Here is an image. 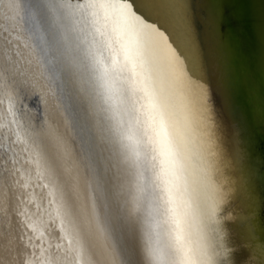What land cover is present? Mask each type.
<instances>
[{
  "label": "bare ground",
  "instance_id": "bare-ground-1",
  "mask_svg": "<svg viewBox=\"0 0 264 264\" xmlns=\"http://www.w3.org/2000/svg\"><path fill=\"white\" fill-rule=\"evenodd\" d=\"M25 1L0 0V60L14 85L15 100L14 106L0 104V195L15 197L23 223L0 209V222L12 224L20 240L12 248L3 247L0 264L147 260V229L134 221L118 225L108 212L119 185L128 179L111 131L119 122L111 93L84 68L70 74L52 62L48 54L53 48L44 28L34 26ZM229 1L192 0L198 25L190 40L181 42L183 55L166 34L143 20L138 34L153 63L170 163L184 164L188 171L190 185L182 189L187 211L176 219L187 221L185 229L206 253L205 264H264V104L260 118L251 121L240 95L242 124L240 130L232 129L227 89L239 88V79L230 61L228 78L218 72L219 45L227 37V47L231 38L225 32L231 27ZM253 6L264 41L257 4ZM69 26L74 37L85 34L71 20ZM206 56L214 61L213 75L200 70ZM261 76L264 80V70ZM214 93L221 96L220 104ZM149 156L142 148L140 171L147 168L144 176L157 180L159 166L153 168ZM88 190L100 204L89 200ZM130 238L145 245L136 251Z\"/></svg>",
  "mask_w": 264,
  "mask_h": 264
},
{
  "label": "water",
  "instance_id": "water-1",
  "mask_svg": "<svg viewBox=\"0 0 264 264\" xmlns=\"http://www.w3.org/2000/svg\"><path fill=\"white\" fill-rule=\"evenodd\" d=\"M20 1L23 5L26 4L25 0ZM229 2L230 10L227 21L231 27H228L225 32L231 34V38L228 40L227 47L224 46V41L227 39L224 34L226 38L219 45L221 48L219 55L221 54L222 59L218 72L219 75L228 78L226 65L228 64L227 61H230L233 73L238 75L239 88L234 86L230 90L227 89V107L229 108L227 119L232 129L236 131L240 130L242 124V103L251 121L260 118L258 110L264 104V80L261 76L264 70V47L262 46L264 41L261 39L259 29L255 24V8L253 6L254 3L257 4L259 25L264 31V0H230ZM126 8V5L113 0L111 7H106L98 12L91 1L63 0L61 15L55 21L59 29L55 38L46 30L47 26L43 27L48 47L49 49L53 48L48 56L54 57L52 62H55L54 64L57 66H63L70 74L81 67L84 68L92 79L90 70L93 65L99 68L101 66L107 67L109 62L112 64L114 71L110 72L108 80L111 83L110 93L118 112L119 121L125 120L131 124L134 123V116L139 118L140 126L145 132L144 148L150 155L151 163L159 166V170L155 174L156 182L165 189L167 196L172 193L171 198L175 201L172 206L175 209L176 217H180L183 211L185 213L187 211L184 203L185 194L182 191L183 188L187 189L190 185L189 176L187 177V167L184 164L180 167V163H176V166L170 163L169 154L167 153L170 148L169 144L165 143L166 137H169V135L165 130V128L167 129L164 123L166 121L165 115H160L162 105L154 83L153 63L149 56L146 41L138 34L140 32L138 25L140 26L143 21L135 16L123 15L121 9ZM69 20L75 26L78 25L83 28L85 34L81 35L80 32L77 37L71 35L68 31L70 28ZM104 25H106V28H102ZM85 27L90 28V31L87 32ZM97 29L104 30L106 35L101 36ZM68 47H71L72 55H62ZM101 52L103 55H101ZM243 55L246 56L247 64L250 66V71H248V76L245 79L250 86L255 88L259 98L258 105L253 111L250 110L247 103L248 98L244 88L241 66L239 65V60ZM96 61H99V64ZM215 95L218 98L221 97ZM240 95L243 96L242 103L240 102ZM260 124H264V119ZM261 140L262 147L260 148L264 152V138ZM152 149H155V151H152ZM152 157H155V159L153 160ZM263 161L261 160V162ZM85 193L89 200H93L94 204H100L98 198L92 192V195H88L87 191ZM177 203L180 206H177ZM101 207L110 209L109 206H103V203ZM115 222L118 225L120 224L116 220ZM15 234L12 224L0 222V252H2L3 247L12 248L15 243L20 242ZM129 240L132 249L136 251L137 246L144 244V242L135 243L136 240L133 238ZM1 257L0 261H3ZM137 260L148 262L141 256Z\"/></svg>",
  "mask_w": 264,
  "mask_h": 264
},
{
  "label": "snow or ice",
  "instance_id": "snow-or-ice-1",
  "mask_svg": "<svg viewBox=\"0 0 264 264\" xmlns=\"http://www.w3.org/2000/svg\"><path fill=\"white\" fill-rule=\"evenodd\" d=\"M116 2L127 6L126 9H121L123 15L135 16L150 26H156L170 38L181 55L184 54L181 42L190 40L193 30L198 25L192 0H116ZM62 3L63 0H29L28 8L33 13L34 26L39 25L42 28L47 26L46 30L55 38L59 30L55 21L61 15ZM91 3L99 12L111 7L113 0H91ZM102 28H106V25ZM97 31L101 36L106 35L102 29ZM62 55L71 56V47L66 48ZM96 63L99 64V61ZM200 70L208 75L215 74V64L210 56L203 58ZM112 71L114 70L109 62L107 67L97 68L93 65L90 74L99 87L107 92L111 90L108 76ZM97 94L103 95L99 92ZM5 101L12 106L15 105L14 85L10 78L5 76L3 62L0 60V104ZM133 121L134 123L130 124L121 120L111 128L116 143L120 146L121 165L126 166L123 170L128 177L126 184L121 183L117 189L114 206L110 209L113 218L120 223L134 221L147 229L149 243L145 255L148 264H205L202 257L206 253L191 239V233L185 229L184 224L187 221L176 219L172 198L167 196L165 189L156 180L144 176L147 168L144 172L140 171L145 132L138 117L134 116ZM141 176L144 177L143 180L140 179Z\"/></svg>",
  "mask_w": 264,
  "mask_h": 264
},
{
  "label": "rangeland",
  "instance_id": "rangeland-1",
  "mask_svg": "<svg viewBox=\"0 0 264 264\" xmlns=\"http://www.w3.org/2000/svg\"><path fill=\"white\" fill-rule=\"evenodd\" d=\"M246 56H242L241 58H240V63H239V65L241 66V71H242V75H243V81H244V88H245V91H246V94H247V103H248V105H249V107H250V110L251 111H253L254 109H255V107H257V105H258V100H259V98H258V96H257V92H256V90H255V88L254 87H252V86H250L248 83H247V81H246V77L248 76V71H250V66L247 64V61H246V58H245ZM242 62V63H241ZM247 67V68H246ZM214 96V101L217 103V104H220L219 103V98L218 97H216V95L214 94L213 95ZM2 197V198H1ZM13 199V200H12ZM12 199H7L6 197H4V196H1L0 195V209H2V210H4V211H7V210H9L8 212H10L12 215H14V217L15 218H17L18 219V222L19 223H21L22 225H23V223L21 222L22 220H21V218H20V211L18 210V208L20 207L19 205H15L16 203H15V197L14 198H12ZM2 200V201H1ZM7 201V202H6ZM11 201V202H10ZM12 201H13V203H12ZM3 202V203H2ZM6 202V203H5ZM8 203H9V205H8ZM6 204V205H5ZM11 205V206H10ZM14 209H13V208ZM16 209V210H15ZM11 210V211H10ZM12 210H14V211H12ZM24 211H26V209L24 210ZM16 214V215H15ZM18 214H19V216H18ZM20 218V219H19ZM21 220V221H20ZM26 224V223H25ZM139 262H141L140 260H137V264H148V262L147 261H142L141 263H139Z\"/></svg>",
  "mask_w": 264,
  "mask_h": 264
}]
</instances>
